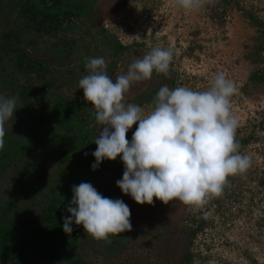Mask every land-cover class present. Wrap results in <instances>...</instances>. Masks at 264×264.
I'll list each match as a JSON object with an SVG mask.
<instances>
[{
    "label": "rangeland",
    "instance_id": "rangeland-1",
    "mask_svg": "<svg viewBox=\"0 0 264 264\" xmlns=\"http://www.w3.org/2000/svg\"><path fill=\"white\" fill-rule=\"evenodd\" d=\"M12 6L10 0H0L1 26L12 27L23 36L22 49L51 68L48 80L54 81V94L73 107L81 104L84 109L80 111L86 115L93 112L92 107L78 87L79 80L88 75L85 58L103 57L107 74L115 80L153 47L171 48L168 73L153 72L151 79L134 82L125 94L124 103L142 107L145 114L153 102H143L144 95L165 85L204 91L215 73L223 71L238 88L231 98V111L239 120L238 151L251 156L250 168L229 176L221 195L193 211L179 201L165 205L155 198L152 205L136 204L116 186L124 172L119 156L115 161L104 160L96 171L90 167L88 183L102 196L122 200L129 207L134 234L119 252L112 253L103 251L102 241L85 233L78 247L83 260L94 264H188L182 260L186 253L192 255L190 264H264V135L260 134L264 133V0H206L191 11L176 6L173 0H95L86 18L63 21V28L71 31L44 37L18 30L20 21ZM69 40L72 45L65 42ZM115 43L124 49L118 53ZM6 66L0 83L12 72V64ZM20 82L33 89L43 86V80L34 75L24 76ZM10 90L8 85L0 86V97ZM25 115L15 108L6 129L29 127ZM137 126L126 134L129 142ZM87 127L94 143L100 131L95 117ZM38 162V171L32 176L34 183L43 179L42 188L26 200H18L32 214L41 208L42 189L49 188L56 176L50 154ZM1 176L0 213L3 193L13 182L10 169Z\"/></svg>",
    "mask_w": 264,
    "mask_h": 264
},
{
    "label": "clouds",
    "instance_id": "clouds-1",
    "mask_svg": "<svg viewBox=\"0 0 264 264\" xmlns=\"http://www.w3.org/2000/svg\"><path fill=\"white\" fill-rule=\"evenodd\" d=\"M205 2L173 0L188 11ZM85 59L88 75L78 87L100 126L91 168L96 171L104 160L121 157L124 172L116 186L136 204L152 205L155 198L165 205L179 201L189 210H200L222 194L229 176L250 168L251 156L238 151L239 120L231 111L238 88L225 72L215 73L204 91L162 86L145 114L138 105H126L125 94L134 82L151 79L153 72L167 74L171 48L153 47L115 80L107 74L103 57ZM15 107V97H0V150L5 146V124L13 118ZM134 124L138 126L129 142L126 134ZM72 193L66 209L70 215L63 217L65 233L71 234L75 223L94 240L110 242V236L132 231L131 212L122 200L102 196L88 182L73 185Z\"/></svg>",
    "mask_w": 264,
    "mask_h": 264
},
{
    "label": "trees",
    "instance_id": "trees-1",
    "mask_svg": "<svg viewBox=\"0 0 264 264\" xmlns=\"http://www.w3.org/2000/svg\"><path fill=\"white\" fill-rule=\"evenodd\" d=\"M94 3L95 0H10L16 20L20 21L18 30L40 37L71 31V28H63V21L86 18ZM2 11L0 7V74H4L7 63L12 64L13 69L4 76L0 86L11 87L4 97L16 98L15 108L26 113V122L30 125L23 131L5 127V146L0 150V178L10 169L13 179L1 199L0 264H94L84 261L78 252L80 238L86 237L83 227L73 223L71 234L65 233L62 227L63 217L70 215L66 209L73 196V185L88 182V169L95 163L92 153L96 145L92 140V131L87 127L94 120L93 112L86 115L80 111L84 109L81 104L73 107L63 102L64 97L54 94V81L48 80L51 68L22 49L21 34L12 27L6 29L1 26ZM103 41L108 42L106 38ZM65 42L69 45L73 43L72 40ZM115 47L118 53L124 49L119 43H115ZM28 75L43 80V86L33 89L20 82ZM159 89L145 94L143 102H153ZM40 101L42 103L37 105ZM48 154L55 161L56 176L52 179L53 183L48 184L49 188L42 189L41 208L32 214L31 209L21 208L18 200H26L32 192L42 188L43 179L34 183L32 175L38 171V160ZM133 234L134 230L110 236V242L102 241L105 246L103 251L119 252ZM185 254L182 260L190 264L192 255Z\"/></svg>",
    "mask_w": 264,
    "mask_h": 264
}]
</instances>
